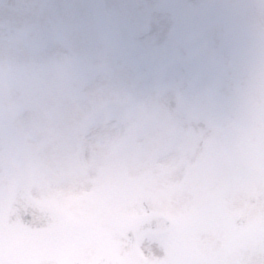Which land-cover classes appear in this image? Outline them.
<instances>
[{"label": "rangeland", "instance_id": "1", "mask_svg": "<svg viewBox=\"0 0 264 264\" xmlns=\"http://www.w3.org/2000/svg\"><path fill=\"white\" fill-rule=\"evenodd\" d=\"M228 1L238 0H0L3 264H90L96 242L74 225L116 247L120 225L146 209L177 225L183 264H261L253 233L229 243L224 216L190 214L213 208L211 186L226 206L255 205L264 219V114L247 124L264 106V48L241 47L247 63L231 54L244 36L264 44V0L224 4L209 18ZM178 14L186 19L175 27ZM174 27L185 45L167 40ZM14 140L25 143L36 194L54 186L43 195L74 228L55 259L1 236L21 173ZM239 209L225 212L247 231Z\"/></svg>", "mask_w": 264, "mask_h": 264}, {"label": "water", "instance_id": "2", "mask_svg": "<svg viewBox=\"0 0 264 264\" xmlns=\"http://www.w3.org/2000/svg\"><path fill=\"white\" fill-rule=\"evenodd\" d=\"M141 222H136L128 225L123 229L124 235L134 243L137 240V235L140 228L139 225L155 224L159 218L150 217L145 218ZM61 224V219L52 210L42 208L36 205L32 200L29 199L26 193V186L24 182L17 185L14 193L13 202L8 214L6 230L8 232H28L32 235H41L54 230L57 225ZM135 229V231L133 230ZM109 253V252H107ZM105 256V257H104ZM115 257L110 255H100L99 261L96 264H117Z\"/></svg>", "mask_w": 264, "mask_h": 264}]
</instances>
